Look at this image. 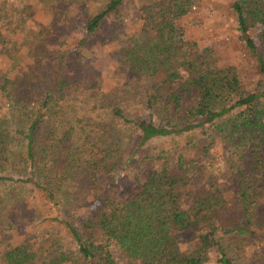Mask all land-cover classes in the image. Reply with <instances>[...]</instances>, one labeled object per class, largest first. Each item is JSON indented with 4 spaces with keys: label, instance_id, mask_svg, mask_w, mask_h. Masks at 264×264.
I'll list each match as a JSON object with an SVG mask.
<instances>
[{
    "label": "trees",
    "instance_id": "obj_1",
    "mask_svg": "<svg viewBox=\"0 0 264 264\" xmlns=\"http://www.w3.org/2000/svg\"><path fill=\"white\" fill-rule=\"evenodd\" d=\"M228 1L259 80H246L236 67L216 64L206 50L186 49L176 19L191 10L192 0L144 1L142 28L129 39L125 53L130 75L150 79V87L140 95V112L145 115L129 117L131 95L115 96L107 106L128 131L125 150L120 132L112 133L114 128L102 124L97 140L109 136L110 143L90 147L76 142L75 127L64 111L69 88L101 90L102 82L86 84L67 77L74 69L65 66L66 55L59 48L63 42L50 39L57 33L67 43L72 35V48L89 50L93 38L103 33L105 21L119 13L125 0H107L96 9L76 0L48 1L39 9L26 3L21 5V20L9 23L15 34L22 30L19 45L46 52L59 75L48 73L44 79L51 84L36 92L34 100L7 92L23 118L14 125L0 117V181L37 189L53 209L72 206L66 211L60 208L58 219L77 246L80 261L118 264L111 250L116 245L129 264H207L211 254L220 264H244L231 255L234 248H257L259 241L264 242L256 230L257 225L264 227V0ZM7 2L0 10L14 13ZM258 26L261 47L251 31ZM61 28H71V35L65 36L69 29ZM118 40L117 30L104 37L106 44ZM138 90L134 91L139 94ZM208 131L213 133L207 136ZM189 133L193 137L183 145L182 137ZM176 137L183 154L179 151L177 161L171 156L156 161L168 150L154 158L149 147ZM212 148L227 149L223 158L230 172L223 187L220 177L210 174L212 160H204L207 154L211 158ZM81 177L86 179L87 202L97 204L88 219L77 217L86 205L72 197ZM125 180L127 188L122 189ZM258 254L259 264H264V243ZM36 258L22 246L5 253V264H34ZM64 258V254L53 258L51 264Z\"/></svg>",
    "mask_w": 264,
    "mask_h": 264
},
{
    "label": "rangeland",
    "instance_id": "obj_2",
    "mask_svg": "<svg viewBox=\"0 0 264 264\" xmlns=\"http://www.w3.org/2000/svg\"><path fill=\"white\" fill-rule=\"evenodd\" d=\"M48 1L61 3L68 0H0V6L3 2H7L12 4L14 10V13L10 14L0 10V23H3L2 28L0 27V117L10 120V124L19 123L23 117L20 115L22 109L19 110L17 104L9 102L7 92L11 93L13 90L14 96L17 98L26 95L34 100L37 97L35 96L36 92L41 93L51 84L44 79L48 73L53 77L59 75L58 71L54 69V62L50 57L49 60L46 59L48 54L46 52L41 54L19 45L22 30L15 34V30L9 25V23L19 20V14L22 17L21 10L23 7L21 5H34L33 8L38 7L37 9H39V5ZM106 1L76 0L78 4L94 5V9L105 5ZM144 1L146 0H125L119 13L112 15L105 21L103 33L93 38L89 50L83 47H79V50L78 47L72 48L73 45H70L72 40L71 28L66 29L69 30L65 36L71 35L69 36L71 39L67 43H64L66 39L59 38L57 33L50 35L52 41L63 42L59 48L63 52L62 55H66L65 66L68 64V70L74 69V71L65 74L67 77H72L74 80H84L86 84L102 82L101 90L76 92L74 86L69 88L71 96L65 102L64 111L75 127L77 143H87L90 147L98 143L100 145H102L101 143H110L109 136H104L102 142L97 140L104 130L100 127L102 124L107 128L109 126L114 128L112 133L120 132V138L123 141L122 149L125 150L128 131L125 125L111 116L107 108L115 96L131 95L129 97L131 107L128 106L129 117L145 115L144 112H140L142 106L139 104L143 100V96L140 97V95L146 93V89L150 87V79H141V77L130 75L125 53L126 47L130 44L129 39L139 34L142 28L141 5ZM192 4L191 10L185 16L176 19L177 30L181 33L182 39L186 41V49L206 50L211 53L217 62L216 64L234 66L244 79L257 82L260 77L256 65L239 37L236 13L230 7L229 1L192 0ZM61 29V31L65 30V28ZM115 30L118 31V42L116 44L104 43V37ZM25 31L27 32L26 28ZM251 31L258 46L261 47L263 44L260 35L262 27L258 26ZM76 36L78 37L77 34ZM40 59L44 60L39 64L38 60ZM34 73L35 75H33ZM4 86L7 87V91L3 90ZM124 88H129L132 92L124 93L122 91ZM136 88L139 89V94L134 91ZM19 104L25 111L24 104L21 102ZM136 105L139 107H135ZM32 107L33 104H30L27 108L30 110ZM140 113L143 115H139ZM12 127L14 128V126ZM212 133L208 131L206 135ZM88 136H91L90 140H86ZM198 136L201 138V135ZM191 137H193L192 133L183 136V145ZM160 142L164 141L160 140ZM160 142H154L149 147L153 157L156 158L158 157L157 154H163L162 149H166L168 152L163 154V159L156 161L163 162L162 160L170 156L177 161L181 150V142L178 137L171 138L164 144ZM225 152H227L226 148L223 150L217 148L212 151L211 158L208 157V154L204 156V160H212L213 167L210 174H216L220 177L218 182L220 187L229 181L227 176L230 172L229 165L223 158ZM180 153L183 154V151ZM128 173L133 174L132 171H128ZM119 175L123 176L122 173ZM85 180L83 177L79 178L72 193L76 203L86 205L76 213L77 217L82 219L90 218L97 209L96 203L90 204L86 200ZM126 182V180L122 181V189L127 188ZM60 208H51L42 198L41 193L31 186L0 181V264L6 263L5 253L7 251L22 246L37 255L34 264H51L53 258L57 259L62 254L65 255V258L59 259V263L55 262V264H86L80 261L77 246L58 219L61 209L66 211L72 209V206L65 205ZM256 230L263 238L264 227L257 225ZM263 243L259 241L256 245L257 248L251 249H241L237 246L231 255L237 259L238 263L259 264L260 256L259 254L256 255V251L260 253ZM111 250L118 264H129V259L122 249L116 245H111ZM207 264H220L217 255L211 254V259Z\"/></svg>",
    "mask_w": 264,
    "mask_h": 264
}]
</instances>
